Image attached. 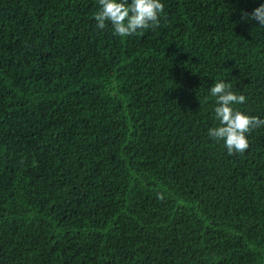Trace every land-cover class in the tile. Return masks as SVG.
<instances>
[{
	"label": "trees",
	"instance_id": "16d2710c",
	"mask_svg": "<svg viewBox=\"0 0 264 264\" xmlns=\"http://www.w3.org/2000/svg\"><path fill=\"white\" fill-rule=\"evenodd\" d=\"M0 0V264H264V127L208 136L223 80L264 119V0ZM207 97V100H205Z\"/></svg>",
	"mask_w": 264,
	"mask_h": 264
},
{
	"label": "clouds",
	"instance_id": "9594fccd",
	"mask_svg": "<svg viewBox=\"0 0 264 264\" xmlns=\"http://www.w3.org/2000/svg\"><path fill=\"white\" fill-rule=\"evenodd\" d=\"M98 5L94 14L96 27L103 30L110 24L113 34L120 37L158 27L164 11L161 0H98ZM243 18L255 20L264 28V4L250 14L243 13ZM209 91L215 98L214 119L218 123L208 129V136L223 141L228 155L243 154L250 146L247 134L264 127V119L237 108L236 105L246 102V97L234 92L223 80L215 82Z\"/></svg>",
	"mask_w": 264,
	"mask_h": 264
}]
</instances>
